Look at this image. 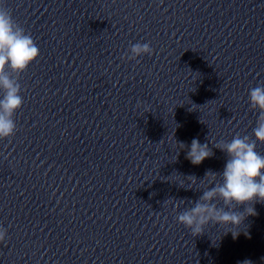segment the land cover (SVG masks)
Wrapping results in <instances>:
<instances>
[{"label": "clouds", "instance_id": "9594fccd", "mask_svg": "<svg viewBox=\"0 0 264 264\" xmlns=\"http://www.w3.org/2000/svg\"><path fill=\"white\" fill-rule=\"evenodd\" d=\"M152 53L150 43L138 42L130 46L125 57L135 60ZM39 54L34 39L14 20L11 10L0 7V92L3 93L0 98V139L10 138L16 133L17 125L13 117L24 103L19 77ZM9 73H15V78ZM249 102L250 107L259 112L253 129L255 139L237 134L231 141L218 142L215 148L228 157L223 171L206 172L204 179L212 186L176 217L177 222L189 229L193 237L202 235L209 224L238 229L247 216L257 215L254 204L264 203V155L256 151L257 142L264 144V84L250 89ZM180 147L183 149L185 145L181 143ZM213 155L208 143L201 144L194 138L186 158L193 165H199ZM187 178L191 184L197 182L194 175ZM215 201H221L223 207H218ZM241 205L244 206L243 212L234 210ZM179 206L175 205L176 208ZM231 232L234 237L239 234L238 231ZM5 238L6 230L0 228V243ZM244 264L250 262L245 261Z\"/></svg>", "mask_w": 264, "mask_h": 264}]
</instances>
